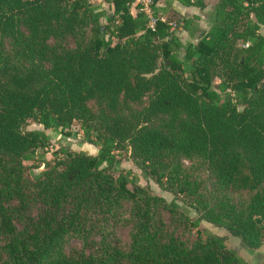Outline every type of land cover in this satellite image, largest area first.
Masks as SVG:
<instances>
[{
    "label": "trees",
    "instance_id": "16d2710c",
    "mask_svg": "<svg viewBox=\"0 0 264 264\" xmlns=\"http://www.w3.org/2000/svg\"><path fill=\"white\" fill-rule=\"evenodd\" d=\"M109 2L102 23L89 0H0V264H247L199 224L264 242V0H218L186 43L199 16L151 30ZM74 122L96 154L60 148L29 177ZM127 149L170 202L114 176Z\"/></svg>",
    "mask_w": 264,
    "mask_h": 264
},
{
    "label": "rangeland",
    "instance_id": "374dc122",
    "mask_svg": "<svg viewBox=\"0 0 264 264\" xmlns=\"http://www.w3.org/2000/svg\"><path fill=\"white\" fill-rule=\"evenodd\" d=\"M218 0H208L211 6H214ZM89 2L95 7L101 15L100 21L102 23L106 22V16L112 13V5L109 0H89ZM158 6V16L164 20H169L172 23V27H175V20L182 18H191L193 15L185 14L182 15L183 5L177 1H173L172 4L166 5L163 1L157 2ZM135 9L131 7V12L135 13ZM201 14L203 12L200 11ZM207 23V19L205 20ZM199 24L198 22H196ZM209 27V24H208ZM199 28V27H198ZM260 33L264 35V27H261ZM177 34L183 43L188 41L196 42L199 38V33L194 31L193 36H190L189 32L184 29L177 30ZM27 130H41L42 126L29 120L25 127ZM49 139L44 148L38 149L36 158L34 161H24V164L28 167L27 175L32 179H36L39 173L54 162L59 161L61 156L57 158L52 154L53 151L60 148H65L73 151H84L86 154L95 155L97 152V147L93 144L84 142L82 132L79 129V124L74 122L67 132V134H62L59 132L58 128H53L49 131ZM117 169L114 170V176L116 177L120 170L128 172L127 175V186L129 188L139 187L143 188L145 191L152 194L162 196L167 202L173 199V194L169 191L161 189L153 179L146 177L141 170L132 163L129 158V150L122 151V156L120 161L116 164ZM182 209L188 211L189 217L191 219H196L198 214L196 211L188 206H186L181 200L175 201ZM199 227L201 229L212 232L213 234L221 237L228 249H230L240 261L247 264H258L264 263V242L260 247L257 248H246L241 244V238L239 235L231 234L226 229L217 227L204 220L200 221ZM126 231L119 230L118 235L125 238ZM73 244L80 245L79 241L74 240Z\"/></svg>",
    "mask_w": 264,
    "mask_h": 264
},
{
    "label": "crops",
    "instance_id": "0c3cea01",
    "mask_svg": "<svg viewBox=\"0 0 264 264\" xmlns=\"http://www.w3.org/2000/svg\"><path fill=\"white\" fill-rule=\"evenodd\" d=\"M205 3V8L203 10H200L198 7L196 6H182V15L185 14H190V15H197L199 16V19L196 20V22H198L199 24V28L197 29V32L199 33V37L203 36L207 30H208V22L206 23V19H207V14L208 12L213 8V6H211V4L208 3V0H204ZM203 12V14L200 13ZM133 13V12H132Z\"/></svg>",
    "mask_w": 264,
    "mask_h": 264
},
{
    "label": "built area",
    "instance_id": "2783aa9c",
    "mask_svg": "<svg viewBox=\"0 0 264 264\" xmlns=\"http://www.w3.org/2000/svg\"><path fill=\"white\" fill-rule=\"evenodd\" d=\"M131 7L136 10V7L139 8L140 11L144 12L148 18L147 26L154 30L156 26V22L158 20L165 21L163 18L157 17L153 10V0H132ZM172 26V23H170Z\"/></svg>",
    "mask_w": 264,
    "mask_h": 264
}]
</instances>
